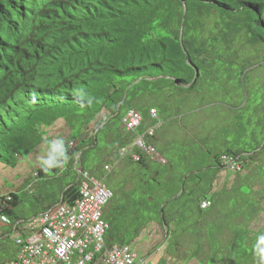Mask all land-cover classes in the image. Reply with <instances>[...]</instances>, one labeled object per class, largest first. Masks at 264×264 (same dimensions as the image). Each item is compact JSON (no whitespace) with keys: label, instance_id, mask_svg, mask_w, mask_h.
<instances>
[{"label":"trees","instance_id":"trees-1","mask_svg":"<svg viewBox=\"0 0 264 264\" xmlns=\"http://www.w3.org/2000/svg\"><path fill=\"white\" fill-rule=\"evenodd\" d=\"M261 52L264 0H0V163L15 167L22 151L28 155L43 145L51 151L48 129L62 119L70 130L63 140L67 161L38 167L35 180L61 189L60 196L51 202L37 197L41 208L33 215L79 198L73 165L80 154L82 168L113 192L103 214L106 249L135 245L152 224L167 231L168 240L176 217L184 222L190 214L200 229L193 233L196 246L186 264L197 256H207L204 264H264V225L251 227L264 213V187L251 184L253 195L244 194L245 176L238 172L234 185L225 181L214 190L225 171L220 156L238 157L243 171L251 169L260 159V142L250 151L229 140L226 127L222 141L216 126L201 123L197 130L193 121L185 133L173 129L176 117L186 119L194 96L209 98L207 105L219 96L233 97L254 62L264 60ZM130 108L143 122L126 132L122 117ZM153 108L157 118L150 114ZM157 121L162 125L147 143L165 163L145 154L139 162L130 155L120 160V148ZM219 141L217 150L209 149ZM117 167L123 177L115 183L111 174ZM9 195V201L2 198L3 212L13 222L28 219L17 209V194ZM204 199L211 201L206 210L199 206ZM233 202L238 209L218 211ZM227 219H233L230 226ZM11 233L0 225V263L15 256ZM103 253L90 264H102Z\"/></svg>","mask_w":264,"mask_h":264},{"label":"rangeland","instance_id":"rangeland-1","mask_svg":"<svg viewBox=\"0 0 264 264\" xmlns=\"http://www.w3.org/2000/svg\"><path fill=\"white\" fill-rule=\"evenodd\" d=\"M239 81L240 79L238 81L236 79L234 82L238 83ZM241 83L243 84V88L238 90L236 94H233V97L219 96L216 98L215 104L211 103L207 105L209 98H205L202 102L201 99L194 96L189 102H187L186 108H188V111L186 119L184 115H181L178 118L176 117L175 119L177 120H175V128L173 127V129H186V125H189L190 121H193V129L197 130L202 128L201 123H204L206 127H212V125L217 126L219 118L221 122L225 121L228 124V127L226 125L225 127L228 130L227 135L229 140H234V142L241 141L242 144H246L250 151H253L258 142H260V148L257 153V156L260 158L259 161L252 163L251 169L244 170L241 173V176H245V182H243L240 191L244 194L253 195L251 190L253 187L251 184L255 189H261L264 187L263 181L260 179V177L264 178V163L260 162L261 159L264 158L263 59L254 62L248 75L241 81ZM227 100L229 102H227ZM201 102L204 107L201 105ZM174 115L176 116L177 114L175 113ZM184 119L185 122H183ZM182 122L183 124H181ZM182 131L185 133L184 130ZM69 132L70 130L63 122H59L56 126L48 129V135L52 137L53 142H56L57 140H66ZM220 136H222L221 139L223 141V135H217V137ZM172 138L173 131H170L169 135L167 133L166 141L169 142ZM192 138L193 135L188 139L191 140ZM208 147L209 149H214L215 145L209 143ZM50 153L49 146L43 145L28 155L22 151L23 156L18 160L15 167L0 163V200H2L3 196H6L11 192L16 193L21 200L17 209L24 217H32L37 209L41 208V205L37 203V197L42 196L43 198H46V202L57 201V199H59L61 189L54 187L51 189L50 187L43 186V181L41 179H39L38 184H36L35 181L38 179V176L34 175L35 173L37 174V168L45 165L43 161L48 158ZM120 169L121 167H117V171L114 173L112 172L111 174L112 180L118 178L114 180L115 183L123 177L120 174ZM234 176V173L232 175L227 171H222L219 174L217 190L221 189L223 181H227L229 186L234 185ZM30 181L33 182V184L29 186ZM227 205L228 209L223 210L219 208L218 211L220 213L223 211H225V213L230 212L233 209V206L238 209L236 202ZM238 213L239 210L234 214ZM244 214H246V210L244 211ZM189 215L190 214H188V216ZM188 216L186 214L184 222L182 221L183 218H181L180 214L176 217V220H174L175 222L171 225V235L168 240L164 238L165 230L163 228L158 227L157 224L150 225L151 228L148 229L147 235H142L136 243L138 253L146 257L150 264H186L185 259H191V251L195 249L196 246V241L195 239L193 240V238H195L193 233L200 229L199 227L197 228L195 224L196 216ZM206 216H208V214H206ZM223 221L224 217L219 218L218 224ZM258 221L256 220L251 227L259 229L264 225V213H262V217H258ZM205 223L207 230L211 223L210 221H206ZM232 223L233 219L226 220V225L230 226ZM156 229L158 231L157 235ZM144 233H146V231H144L143 234ZM196 237H199V235H196ZM164 239L165 241H163ZM175 243H178L179 247L172 245V248H169L170 244ZM220 245H224V243H221ZM11 248L14 249V247ZM206 257L207 256H197L192 260L191 264H204L205 262L203 260Z\"/></svg>","mask_w":264,"mask_h":264},{"label":"built area","instance_id":"built-area-1","mask_svg":"<svg viewBox=\"0 0 264 264\" xmlns=\"http://www.w3.org/2000/svg\"><path fill=\"white\" fill-rule=\"evenodd\" d=\"M151 114L155 116V110ZM141 122L142 116L132 109L123 117L127 131L136 129ZM154 131L155 127L148 128L130 146L121 148V157L130 153L134 161H140L141 152H144L156 158L155 149L146 143V137L153 135ZM68 145L73 147V141H69ZM221 162L231 172L242 170L238 157L223 155ZM73 169L79 180V198L73 204L60 201L29 219L13 222L3 212L5 201L0 200V225L12 228L10 237L17 248L12 259L0 264H90L101 252H104L102 264H149L133 246L105 248L104 235L108 223L103 214L113 192L102 179L81 167L80 154L74 161ZM4 198L11 200L10 195ZM209 206L208 200L201 203L202 209Z\"/></svg>","mask_w":264,"mask_h":264},{"label":"clouds","instance_id":"clouds-1","mask_svg":"<svg viewBox=\"0 0 264 264\" xmlns=\"http://www.w3.org/2000/svg\"><path fill=\"white\" fill-rule=\"evenodd\" d=\"M130 109H132V108H130ZM130 109H128V110H130ZM128 110H126V112L128 111ZM132 110H134V111H136L135 109H132ZM152 110H155V112H156V115L155 116H153L152 114H151V111ZM126 112L124 113V115L126 114ZM136 112H138V111H136ZM140 115H141V113L140 112H138ZM150 114L152 115V117H154V118H157V111H156V109H151L150 110ZM124 115H123V117H124ZM142 116V115H141ZM123 117H122V127H123V129L126 131V132H133V131H135L136 129H138L140 126H141V124H142V122H143V117H142V122H141V124L136 128V129H134V130H131V131H127L126 129H125V127H124V124H123ZM62 120V119H61ZM64 121V120H63ZM161 125H162V122H160V121H157V123H155L153 126H149V127H147L146 129H145V131L148 129V128H150V127H155V131H154V133L157 131V129H159L160 127H161ZM144 131V132H145ZM143 132V133H144ZM142 133V134H143ZM139 135H141V134H139ZM139 135H137V136H139ZM154 135V134H153ZM136 136V137H137ZM152 136V135H151ZM135 137V138H136ZM147 137H149V136H147ZM147 137H146V143H147ZM135 138L133 139V141L135 140ZM133 141L131 142V144L133 143ZM130 144V145H131ZM148 144V143H147ZM130 145H127V146H130ZM148 145H150V144H148ZM127 146H124V147H127ZM150 146H152V145H150ZM74 147V146H73ZM153 147V146H152ZM123 148V147H122ZM154 148V147H153ZM155 149V148H154ZM120 150H121V148H120ZM120 150H119V158H120V160L121 159H124L125 157H127L128 155H130V153L129 154H127V155H125L124 157H121V155H120ZM156 151V150H155ZM142 154H145V155H147L148 157H151V156H149L148 154H146V153H144V152H141V157H142ZM223 155H227V154H223ZM223 155H221L220 156V161H221V157L223 156ZM131 156V155H130ZM132 158V157H131ZM152 159H155V160H160V161H162V163H165V160H164V158L163 157H161L157 152H156V158L155 157H151ZM141 160V159H140ZM67 161V155H66V150H65V148H64V143H63V141L62 140H57L56 142H54L53 144H52V148H51V153H50V155L48 156V158L47 159H45L44 161H43V163L47 166V167H54V166H57V164H60V163H63V162H66ZM134 161V160H133ZM240 161V160H239ZM136 162H139V161H136ZM241 162V161H240ZM241 164H242V162H241ZM82 167V166H81ZM224 167V166H223ZM242 168H243V164H242ZM111 168H110V166H109V169H105V170H107V171H109ZM224 169H225V171H227V172H230L231 174H233L234 173V175L235 174H237L238 172H242L243 170H241V171H238V172H231V171H229V170H227L225 167H224ZM224 171V170H223ZM37 172V171H36ZM34 175H37L36 173L34 174ZM96 177V176H95ZM234 178H235V176H234ZM109 188V187H108ZM110 189V188H109ZM112 191V190H111ZM7 195H9V194H7ZM6 195V196H7ZM3 197H5V196H3ZM204 200H208V199H204ZM204 200H202L201 202H200V204H199V206H200V209H202L201 208V203L204 201ZM208 201H210V200H208ZM60 202V201H59ZM56 203H58V202H56ZM55 203V204H56ZM52 205H54V204H52ZM210 206H211V201H210ZM209 206V207H210ZM50 207V206H49ZM209 207H207V208H205V209H202V210H206V209H208ZM105 209V208H104ZM41 213V212H40ZM39 214V213H38ZM37 215V214H36ZM33 216H35V215H33ZM31 218V217H30ZM29 219V218H28ZM21 220H26V219H21ZM159 226V225H158ZM160 227V226H159ZM151 228V227H150ZM161 228V227H160ZM147 232H148V230L146 231V234H147ZM165 234H167V231H165ZM165 238H166V236H165ZM260 243L261 244H264V236H262L261 238H260ZM137 244H135V245H130V246H133L136 250H137V246H136ZM138 252V251H137ZM140 256H142V255H140ZM143 258H145L146 259V257H144V256H142ZM147 260V259H146ZM148 261V260H147ZM149 262V261H148ZM191 262H192V260L188 263V264H191ZM150 264V263H149Z\"/></svg>","mask_w":264,"mask_h":264},{"label":"crops","instance_id":"crops-1","mask_svg":"<svg viewBox=\"0 0 264 264\" xmlns=\"http://www.w3.org/2000/svg\"><path fill=\"white\" fill-rule=\"evenodd\" d=\"M59 122H63L64 124H65V122L63 121V120H58L52 127H54V126H56L57 125V123H59ZM182 124V123H181ZM225 125L228 127V124L224 121V122H221L219 119H218V125L216 126L217 128V135H221L222 133H223V130H224V127H225ZM65 126H66V124H65ZM51 127V128H52ZM221 127H223V128H221ZM188 128L189 129H191L190 127H189V125H186V129H184V128H180V129H182V130H184V131H187L188 130ZM180 131V133H183V131ZM195 132H196V130H194ZM221 138H222V136H220V137H218V139L219 140H221ZM211 143H213V142H211ZM219 143H220V141L218 142V144L215 146V148H214V150H217L218 149V145H219ZM212 150V149H211ZM219 179V178H218ZM217 179V181L215 182V184H214V190H217V188H218V186H217V183H218V180ZM224 182L225 181H223L222 182V186L224 185ZM221 186V187H222ZM159 227V226H158ZM158 234V231H157V229H156V235ZM142 235H147L146 233H144V234H142ZM141 235V236H142ZM165 236H166V234L164 235V238H165ZM163 241H165V239L163 240ZM162 242V241H161ZM159 244V243H158Z\"/></svg>","mask_w":264,"mask_h":264},{"label":"water","instance_id":"water-1","mask_svg":"<svg viewBox=\"0 0 264 264\" xmlns=\"http://www.w3.org/2000/svg\"><path fill=\"white\" fill-rule=\"evenodd\" d=\"M197 72H198V71H197ZM175 83H176L177 85H180V84H181L179 81H175Z\"/></svg>","mask_w":264,"mask_h":264}]
</instances>
